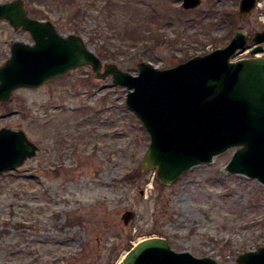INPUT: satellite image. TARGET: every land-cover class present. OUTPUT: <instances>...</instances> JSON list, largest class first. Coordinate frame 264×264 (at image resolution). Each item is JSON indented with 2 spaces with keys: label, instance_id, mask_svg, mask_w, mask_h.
<instances>
[{
  "label": "rangeland",
  "instance_id": "obj_1",
  "mask_svg": "<svg viewBox=\"0 0 264 264\" xmlns=\"http://www.w3.org/2000/svg\"><path fill=\"white\" fill-rule=\"evenodd\" d=\"M23 1L29 16L81 36L103 63L133 75L141 61L169 68L223 47L239 28L251 36L264 29V0L246 18L240 0H201L189 10L182 0H117L111 21L97 0ZM14 41L33 43L28 31L0 20V66ZM126 92L87 65L0 103V128L22 129L39 148L0 173V264H116L153 236L175 251L238 264L240 253L264 245V184L225 170L235 149L170 185L157 182L139 169L150 138ZM126 210L135 215L125 224Z\"/></svg>",
  "mask_w": 264,
  "mask_h": 264
},
{
  "label": "water",
  "instance_id": "obj_2",
  "mask_svg": "<svg viewBox=\"0 0 264 264\" xmlns=\"http://www.w3.org/2000/svg\"><path fill=\"white\" fill-rule=\"evenodd\" d=\"M201 0H182L193 9ZM256 0H240L246 18ZM0 20L30 33L33 43L14 41L10 56L0 66V102L11 100L19 88H36L68 71L89 65L94 77L111 78L126 88L125 105L147 131L150 142L139 165L152 170L158 182L170 185L196 165L234 148L225 170L264 184V57L233 56L247 44L261 50L264 29L252 36L242 29L230 41L169 68L148 62L138 73L123 71L103 61L77 34L63 36L50 20L30 17L23 0L0 3ZM38 146L22 129L0 128V173L15 170L36 155ZM126 210V224L134 218ZM238 264H264V245L236 257ZM116 264H219L208 256L175 251L163 237L137 241Z\"/></svg>",
  "mask_w": 264,
  "mask_h": 264
},
{
  "label": "trees",
  "instance_id": "obj_3",
  "mask_svg": "<svg viewBox=\"0 0 264 264\" xmlns=\"http://www.w3.org/2000/svg\"><path fill=\"white\" fill-rule=\"evenodd\" d=\"M97 1H99L101 3V6L98 8V11L100 13H103V14L106 13L105 17L111 21L112 19L107 14H109V12L111 11L113 5L117 3V0H97ZM118 1H120V0H118ZM36 16L37 15H35L34 17H36ZM127 20L130 21L129 18H127ZM129 23H131V21ZM136 23H138V22H136ZM125 33L127 34L126 29H125Z\"/></svg>",
  "mask_w": 264,
  "mask_h": 264
},
{
  "label": "flooded vegetation",
  "instance_id": "obj_4",
  "mask_svg": "<svg viewBox=\"0 0 264 264\" xmlns=\"http://www.w3.org/2000/svg\"><path fill=\"white\" fill-rule=\"evenodd\" d=\"M58 78V77H57ZM56 79V78H55ZM54 80V79H53Z\"/></svg>",
  "mask_w": 264,
  "mask_h": 264
}]
</instances>
